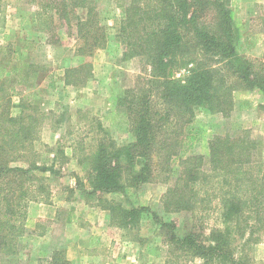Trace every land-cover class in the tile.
<instances>
[{"label": "trees", "instance_id": "16d2710c", "mask_svg": "<svg viewBox=\"0 0 264 264\" xmlns=\"http://www.w3.org/2000/svg\"><path fill=\"white\" fill-rule=\"evenodd\" d=\"M35 1L36 16L45 26L51 25L53 15L66 24L74 19L81 40L78 54L92 55L105 46L110 26L98 17L94 0ZM112 1L124 9L115 28L121 59L138 57L148 67L149 78L147 85L134 86L120 99L134 140L117 145L101 139L85 158L88 194L97 195L96 205L109 211L112 223L134 228L144 213L156 214L148 206L128 207L104 194H125L128 187L154 179L155 172L168 181L177 171L161 196L163 210L190 212L199 223L180 236L172 222L155 218L170 228L165 242L199 258V264H255L248 247L264 242V161L254 157L256 140L245 132L214 134L207 140V155L195 154L191 150L199 137L184 125L195 107L229 115L236 89H259L264 95V53L259 59L237 52L229 0ZM77 10H85L84 18ZM188 65L183 79L174 78L177 69ZM90 69V63L69 69L68 74L85 70V77L66 83H85L92 76ZM5 112H0L2 124L8 123L0 139V260L17 253L27 204L43 199L37 193L45 186L36 171L53 169L36 160L10 164L22 157H6L11 144L37 139V117ZM213 201L220 204L222 226L207 230L199 213Z\"/></svg>", "mask_w": 264, "mask_h": 264}, {"label": "rangeland", "instance_id": "374dc122", "mask_svg": "<svg viewBox=\"0 0 264 264\" xmlns=\"http://www.w3.org/2000/svg\"><path fill=\"white\" fill-rule=\"evenodd\" d=\"M94 2L98 17L110 26L107 28L108 39L105 46L96 49L92 55H80L77 48L81 40L73 18L66 24L58 15H53L51 25L45 26L36 16V1L0 0V65L6 68L5 76L0 77V112L6 109V114L22 112L37 117V139L32 143L11 144L6 157L22 156L10 162L12 165H26L30 160L52 165V171H36L45 186V190L37 194L43 198V203L56 207L55 219L51 222L40 220L34 229L49 233L42 239H33L32 229L25 225L28 206L34 202L30 201L25 209V231L17 239V253L2 256L0 262L63 264L67 254L65 247L54 251L52 247L70 240L72 248L69 250L75 253H79L78 248L82 246L93 249L96 239L86 241V237L96 226L98 230L103 227L107 239L111 237L115 247L120 246V251L128 241L142 244L146 252L144 264H199V258L181 254L165 242L164 237L170 228L162 226L158 220L172 222L174 232L180 236L199 223L190 212L163 210L161 196L174 181L177 171L168 181L164 180L163 173L155 172L154 179L128 187L125 194H104L110 201L122 202L128 207L148 206L156 214L158 219L151 213H144L134 228L112 223L109 211L100 204L96 205L97 195L88 194L85 158L101 139L117 145L134 140L126 107L120 99L134 86L147 85L149 78L148 67L138 57L121 59L122 46L115 38V28L123 7L112 0ZM261 2L229 0L236 50L241 55L255 57L253 54L264 53V3ZM84 12L77 10L82 18ZM262 57L263 54L256 58ZM84 63L91 64L92 76L83 84L66 83V79L74 81L85 77L86 69L78 74H68L69 69ZM188 67L177 69L175 73L180 71L182 75L174 73V78L183 79ZM2 122L1 118L0 139L2 126H8L6 121ZM184 130H191L199 137L192 153L205 156L208 153L207 140L212 135L236 136L245 132L257 142L255 159L264 161V95L259 89H236L232 92L229 115L195 107ZM209 206L199 213L207 230L211 226H222L220 204L213 201ZM88 227L92 228L88 230ZM102 242L106 239L100 240V244ZM129 250L135 254V250ZM248 251L255 264H264V242L250 245ZM55 252L57 258L51 261ZM69 263L67 260L66 264ZM81 264L96 263L82 261Z\"/></svg>", "mask_w": 264, "mask_h": 264}, {"label": "crops", "instance_id": "0c3cea01", "mask_svg": "<svg viewBox=\"0 0 264 264\" xmlns=\"http://www.w3.org/2000/svg\"><path fill=\"white\" fill-rule=\"evenodd\" d=\"M257 2L264 3V0H255ZM263 54V53H262ZM262 54L257 55L253 54L255 57H260ZM1 63V60H0ZM6 74V68L4 65H0V77H4ZM11 92L13 89L11 88ZM1 99V97H0ZM56 216V207L51 205L50 203H43L42 201L32 202L28 206V218L26 219V227L31 230L33 233L32 237L42 239L49 232L46 231H38L34 229L37 227V223L40 220H45L47 222H51L55 219ZM92 228V227H91ZM88 227V230L91 229ZM87 230V231H88ZM95 230L97 232H95ZM96 239V246L93 249H87V246H82L79 253H75L70 248V240H66V244H58L52 247L53 251L60 249L61 246L65 247L66 260H68L69 264H81L82 261L94 262L96 264H144L146 261V252L142 244H136L135 242H126V245H123L124 248L120 251V246L115 247L112 242V238L109 237L107 239V234L104 231L103 227L100 230L97 229L96 226H93L92 232H88V236L86 237V241H90V239ZM106 239V242H102L100 244V240ZM135 250V254H131L129 249ZM73 252V253H72ZM134 256V257H133ZM135 260V262H133Z\"/></svg>", "mask_w": 264, "mask_h": 264}, {"label": "built area", "instance_id": "2783aa9c", "mask_svg": "<svg viewBox=\"0 0 264 264\" xmlns=\"http://www.w3.org/2000/svg\"><path fill=\"white\" fill-rule=\"evenodd\" d=\"M176 76H181L182 75V72L178 71L175 73Z\"/></svg>", "mask_w": 264, "mask_h": 264}]
</instances>
